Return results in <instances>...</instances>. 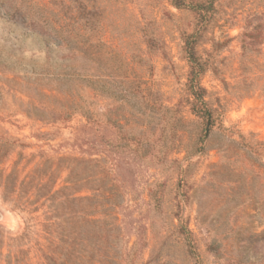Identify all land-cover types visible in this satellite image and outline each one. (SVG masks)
Instances as JSON below:
<instances>
[{
    "label": "rangeland",
    "instance_id": "obj_1",
    "mask_svg": "<svg viewBox=\"0 0 264 264\" xmlns=\"http://www.w3.org/2000/svg\"><path fill=\"white\" fill-rule=\"evenodd\" d=\"M47 1L0 0V264H264V148L227 147L264 143V0H93L98 59L24 23ZM125 59L131 95L93 94Z\"/></svg>",
    "mask_w": 264,
    "mask_h": 264
},
{
    "label": "trees",
    "instance_id": "obj_2",
    "mask_svg": "<svg viewBox=\"0 0 264 264\" xmlns=\"http://www.w3.org/2000/svg\"><path fill=\"white\" fill-rule=\"evenodd\" d=\"M89 3H91L92 5L89 6ZM170 3L177 9H188L199 14L205 13L204 5L199 2H192L187 0H170ZM93 4V0H49L45 3L42 2L40 4V9L44 13L41 19H28L24 21V23L28 24V26L32 29L40 30V32L44 33L45 35H51L55 39H58L60 43L65 47L78 52L84 57L89 54L88 49L91 50L93 48V57L95 59H98L99 56L101 57V47L106 46V42L102 39H99V43L94 46L87 43L88 38L90 37V33H93L96 28L100 27L98 25V22L96 21L97 18L95 14H90V10L95 9V6ZM16 10L17 9H14L13 11L17 12ZM101 27L103 26L101 25ZM195 34L196 33L191 34L186 40V59L190 68L187 75L186 88L189 97L192 98L191 111L195 116H197L204 122L203 132L207 133L209 131V128L213 124L212 111L209 108L207 101H205L206 90L200 85L198 79L200 74L206 70V66H208V60H202L201 58H198L194 55L192 47V43L194 42V40H191V38H193ZM152 43H154L153 40L150 41V44ZM212 44L215 45L216 43ZM118 55L119 54L116 53L111 55V57L117 58ZM128 58L131 59V56ZM129 62L130 60L125 59V63L122 62V64H120L119 66H113L110 64V67H106L104 69L102 77H100L101 75H97L93 77V79L90 78L88 82L90 83V89L92 93L96 95L108 96L112 99H119L121 97H124L125 94L131 95V91L128 92L127 90L124 91L123 89H113L112 84L104 81L105 77H108V79L110 80L121 79V81H124V83H128L131 85L132 76L130 73L131 67L129 66ZM107 71H109L110 73L104 75ZM82 110L83 109H81L80 111ZM87 119L90 120L91 118L87 117ZM115 124V121L111 122V125L116 126ZM119 126L120 125H118L117 127ZM1 140L2 139L0 138V141ZM203 140V138L200 139L201 144L193 149V154L199 153L203 150ZM245 140L246 138L242 135H240V140L237 142L229 138L227 141V147L229 148L230 145L236 144L240 149L246 151V154L240 155L242 156V159L245 158L244 160H247V153L253 152L254 148L259 150L256 152H260V149L264 148V143L257 142L251 146L250 144L246 143ZM228 159L230 158H226V161ZM247 162L249 161L247 160ZM64 182L66 186H64L63 188L69 189L80 181H76L71 177H67ZM24 183L27 182L24 181Z\"/></svg>",
    "mask_w": 264,
    "mask_h": 264
}]
</instances>
